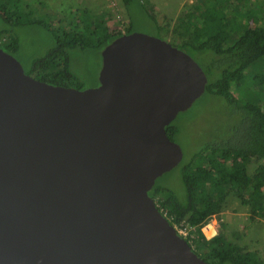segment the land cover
I'll use <instances>...</instances> for the list:
<instances>
[{
  "label": "water",
  "instance_id": "1",
  "mask_svg": "<svg viewBox=\"0 0 264 264\" xmlns=\"http://www.w3.org/2000/svg\"><path fill=\"white\" fill-rule=\"evenodd\" d=\"M201 66L122 34L98 85H53L0 47V264H208L149 192L183 151L165 127L201 96Z\"/></svg>",
  "mask_w": 264,
  "mask_h": 264
},
{
  "label": "trees",
  "instance_id": "2",
  "mask_svg": "<svg viewBox=\"0 0 264 264\" xmlns=\"http://www.w3.org/2000/svg\"><path fill=\"white\" fill-rule=\"evenodd\" d=\"M3 1L0 3L1 15L16 14L14 11L7 12L5 1L8 0ZM145 1L121 0L129 19L123 33L133 32L134 18L130 8L134 5V11L146 16V22L153 25V29L163 32L165 38L169 37L168 30L158 23ZM251 2L256 12L251 22L249 19L243 23L229 18L224 12L226 8L218 9L214 3L205 8L199 4L182 12L170 31V43L188 53L205 72L207 84L204 93L223 98L230 107L231 116H238L239 119V124L229 129L230 135L224 142L215 137L186 163H182V157L177 166L184 188L183 198L163 185L154 184L149 192L170 221L185 220L196 227L193 231L194 251L208 264H264L258 251H243L223 233L206 239L200 231L208 216L227 207L229 196L235 195L241 204L249 208L251 215L264 218V196L261 195L264 188V90L251 95L242 91L243 79L250 77L248 73L252 70L248 68L251 66L261 71V74L253 73V77L264 81V15L261 10L264 3H257V0ZM74 21L77 22L75 26L64 21L65 25L56 28L57 33L52 35L53 47L44 56L33 59L30 71H25L27 74L53 85L82 89L78 86L79 80L71 73L74 59L71 52L89 46L102 50L123 33L109 30L106 14H94L93 19L88 21L76 16ZM4 32L0 31V36ZM88 36L91 38L90 45L85 42ZM0 40L6 42L0 47L7 52L8 49L19 48L16 36H10L8 41L7 38ZM174 120L165 127L173 141L179 132ZM253 159H262L263 163H259L253 172H248L247 162ZM207 234L211 235L210 232Z\"/></svg>",
  "mask_w": 264,
  "mask_h": 264
},
{
  "label": "rangeland",
  "instance_id": "3",
  "mask_svg": "<svg viewBox=\"0 0 264 264\" xmlns=\"http://www.w3.org/2000/svg\"><path fill=\"white\" fill-rule=\"evenodd\" d=\"M207 1L213 2V0H205L203 3ZM3 2L0 0V3ZM147 2L150 12L158 23L168 30L169 37L165 38L163 32L153 29V25L146 22V16L134 11V5L130 8L134 18L132 30L164 40L169 39L168 41H171L170 31L178 15L180 16L186 9L192 10L193 6L184 4L182 0H147ZM198 2L195 5H198ZM5 3L8 7V10L6 8L5 10L14 11L16 14L7 13L6 17L2 16L3 10L0 4V31H5L0 38H7L8 41L12 35L17 37L19 48L17 50L7 49L20 61L26 72L30 71L34 58L44 56L53 47L52 35L57 33L58 26L65 25L64 21L75 26L76 16H81L83 20L88 21L93 19L94 14H106L109 30L121 26L122 28L115 29L119 31L125 30L124 24L129 21L121 0H8ZM16 16L19 18L17 19ZM85 38V42L90 45V36ZM5 43L0 40L1 46ZM101 51L99 48L89 46L71 52L74 56L71 73L79 80L80 88L86 89L98 85ZM248 69L252 70L251 75L261 74L257 67L251 66ZM72 81L75 79L72 78ZM231 114L230 107L226 105L223 98L207 93H203L188 110L180 113L174 120L179 130L174 139L183 151L182 163L189 161L207 141L212 142L215 137H220L224 142L230 135L229 129L239 124L238 116H231ZM259 163H263V160H251L248 164V172H252ZM178 169L177 166L162 174L156 179L155 184L167 186L179 198H183L184 188ZM261 195L264 196V191ZM234 196L228 197L227 207L222 210L221 221L225 226H221L220 231L242 247L243 251H258L264 258V218L251 216L248 207L241 204ZM262 205L264 207V198ZM262 210L264 212V209Z\"/></svg>",
  "mask_w": 264,
  "mask_h": 264
},
{
  "label": "clouds",
  "instance_id": "4",
  "mask_svg": "<svg viewBox=\"0 0 264 264\" xmlns=\"http://www.w3.org/2000/svg\"><path fill=\"white\" fill-rule=\"evenodd\" d=\"M182 2L184 3V4H186V5H195V3H197L198 2V0H182ZM219 2H222V1H220L219 0ZM257 3H264V0H259ZM199 5V4H198ZM254 8V7H253ZM261 10H262V14L264 15V7L263 8H261ZM182 14V13H181ZM180 14V15H181ZM179 16V15H178ZM129 24V21L128 22H126L125 24H124V27L123 28H126V26ZM120 28H122L121 26H118L117 28H113V29H120ZM110 29V28H109ZM117 31H119V30H117ZM124 31V30H123ZM123 31H120V32H122L123 33ZM123 34H125V33H123ZM127 34V33H126ZM164 40V39H163ZM165 41H167V42H169L170 43V41H168V40H165ZM171 44V43H170ZM172 45V44H171ZM172 46H174V45H172ZM175 47H177V46H175ZM178 48V47H177ZM180 49V48H179ZM14 56V55H13ZM198 63V62H197ZM205 73V72H204ZM249 74V76L250 77H246L245 79H243V82H242V91H243V93H245V94H247V95H251V94H257V93H260V92H262L263 90H264V81H260V80H258L259 78H254L253 76L254 75H251V72H249L248 73ZM206 75V74H205ZM35 78V77H34ZM206 78H207V76H206ZM206 84H207V82H206ZM97 86V85H96ZM68 87H70V86H68ZM205 87H206V85H205ZM73 88H75V87H73ZM76 89H78V88H76ZM82 90V89H81ZM204 91H205V89H204ZM204 91H203V93H204ZM202 93V94H203ZM201 94V95H202ZM197 100V99H196ZM195 100V101H196ZM194 101V102H195ZM192 106V105H191ZM189 109V108H188ZM187 109V110H188ZM184 112V111H183ZM177 117V116H176ZM175 117V118H176ZM248 164H249V162H247V171H248ZM254 171V170H253ZM252 171V172H253ZM263 191H264V188H263ZM153 198V197H152ZM154 200H155V202H156V205H157V209H159L160 207H159V204H158V202H157V200L154 198ZM240 202V201H239ZM245 206V205H244ZM160 210V209H159ZM248 211H249V213L251 214V211L249 210V208H248ZM160 212H161V210H160ZM222 212V213H221ZM220 213H217V214H212V215H210V216H208V218L205 220V222L204 223H202L201 224V226L203 225V224H205V223H207L208 221H210L212 218H214L215 220H216V223H217V230H216V232L214 233V235H212V236H209V237H207V236H205L204 235V233L201 231V229H200V231L202 232V234L204 235V237L206 238V239H211L212 237H214V236H216L217 234H219V233H223L222 231H220V228H221V226H225V225H223V222L221 221V218L223 217V211H221ZM162 213V212H161ZM163 214V213H162ZM163 216L169 221V223L174 227V225H173V222L172 221H170L164 214H163ZM252 216V215H251ZM251 219H254V218H251ZM182 221H185V220H182ZM191 226V225H190ZM196 228V227H195ZM175 229V228H174ZM176 230V229H175ZM176 233H177V231H176ZM178 234V233H177ZM224 234V233H223ZM179 235V234H178ZM180 236V235H179ZM225 236V235H224ZM181 238H183V239H185L186 240V242L190 245V247H191V250L193 251V252H195L194 251V249H196L195 248V238L193 239V241L191 242V241H189L188 239H186V238H184V237H182V236H180ZM226 237V236H225ZM227 238V237H226ZM228 239V238H227ZM230 240V239H229ZM231 241V240H230ZM231 242H233V241H231ZM233 243H235V242H233ZM238 245V244H237ZM263 260H264V258H262Z\"/></svg>",
  "mask_w": 264,
  "mask_h": 264
},
{
  "label": "crops",
  "instance_id": "5",
  "mask_svg": "<svg viewBox=\"0 0 264 264\" xmlns=\"http://www.w3.org/2000/svg\"><path fill=\"white\" fill-rule=\"evenodd\" d=\"M203 1L205 0H199L198 2V4H200L202 8H205L214 3L217 5L218 9L224 10L226 8L224 12L226 11L229 15V18L235 21L245 23L249 19V21L251 22L256 16V12L253 9V3L251 2V0H242L240 2L237 0H227L228 2H230L228 4L225 2H219V0H213L212 3L210 1L203 3Z\"/></svg>",
  "mask_w": 264,
  "mask_h": 264
},
{
  "label": "built area",
  "instance_id": "6",
  "mask_svg": "<svg viewBox=\"0 0 264 264\" xmlns=\"http://www.w3.org/2000/svg\"><path fill=\"white\" fill-rule=\"evenodd\" d=\"M173 225H174V228L176 229L177 233L180 236L188 239L191 242L193 241V239H194L193 231L195 230V227L190 226L185 221L174 222ZM216 230H217V223H216V220L214 218H212L210 221H208L207 223H205L201 226V231L207 237H209V235L207 234L208 232H210L211 233L210 236H212V235H214Z\"/></svg>",
  "mask_w": 264,
  "mask_h": 264
}]
</instances>
